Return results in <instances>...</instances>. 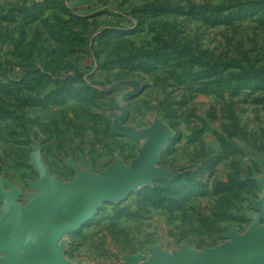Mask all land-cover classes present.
<instances>
[{"label":"rangeland","instance_id":"obj_1","mask_svg":"<svg viewBox=\"0 0 264 264\" xmlns=\"http://www.w3.org/2000/svg\"><path fill=\"white\" fill-rule=\"evenodd\" d=\"M123 121L171 129L153 164L170 177L101 202L61 237L69 264L246 232L264 195V0H0V189L28 205L36 152L62 186L129 168L144 142L114 134Z\"/></svg>","mask_w":264,"mask_h":264},{"label":"water","instance_id":"obj_2","mask_svg":"<svg viewBox=\"0 0 264 264\" xmlns=\"http://www.w3.org/2000/svg\"><path fill=\"white\" fill-rule=\"evenodd\" d=\"M112 130L118 136L144 142L129 168L114 164L99 175L75 168V179L62 186L51 178L41 154L36 152L31 165L40 180L30 184L38 193L28 205L16 202L17 189H0V264H69L59 246L61 237L82 226L101 202L117 203L138 186L170 177L169 171L153 165L159 149L173 135L169 127L156 121L149 129L137 130L123 121L115 123ZM254 207L259 217L253 218L249 229L242 234L236 230L227 232L229 240L220 246L197 251L184 245L172 253L157 246L151 249L148 261L141 263L140 254L126 255L119 264H264V225L259 220H264V195ZM26 248L33 252L24 257L20 251Z\"/></svg>","mask_w":264,"mask_h":264}]
</instances>
